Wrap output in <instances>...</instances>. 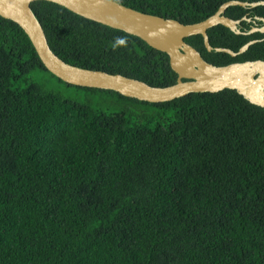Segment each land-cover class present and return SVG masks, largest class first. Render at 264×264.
<instances>
[{
    "label": "trees",
    "instance_id": "1",
    "mask_svg": "<svg viewBox=\"0 0 264 264\" xmlns=\"http://www.w3.org/2000/svg\"><path fill=\"white\" fill-rule=\"evenodd\" d=\"M115 1L189 24L229 0ZM32 8L67 63L177 82L138 36L51 1ZM225 15L251 18L248 31L264 5ZM208 34L234 51L259 40L233 57L186 38L212 64L264 60V33ZM0 264H264V107L233 89L154 103L69 84L0 16Z\"/></svg>",
    "mask_w": 264,
    "mask_h": 264
},
{
    "label": "water",
    "instance_id": "2",
    "mask_svg": "<svg viewBox=\"0 0 264 264\" xmlns=\"http://www.w3.org/2000/svg\"><path fill=\"white\" fill-rule=\"evenodd\" d=\"M37 0H0V16L16 22L30 38L45 67L64 80L77 86L109 89L120 94L147 102H165L193 92H219L233 89L252 104L264 107V60L232 62L215 65L208 62L186 38L202 35L208 51L225 52L233 57L245 53L259 40H251L238 51L225 47H214L210 43L208 30L224 25L236 34L264 33V17H255L263 22L249 31H242V20L225 15L230 6L257 7L264 0L246 2L229 0L216 13L206 19L184 24L173 18L145 13L123 5L115 0H47L85 18L121 29L138 36L151 47L169 56L171 68L177 73V82L169 86H153L149 83L119 73H109L72 65L61 59L51 48L43 25L37 18L32 3Z\"/></svg>",
    "mask_w": 264,
    "mask_h": 264
},
{
    "label": "flooded vegetation",
    "instance_id": "3",
    "mask_svg": "<svg viewBox=\"0 0 264 264\" xmlns=\"http://www.w3.org/2000/svg\"><path fill=\"white\" fill-rule=\"evenodd\" d=\"M243 21V20H242ZM241 21V22H242ZM252 21V20H251ZM241 24V23H240ZM240 24H239V28H240ZM263 25V24H262ZM255 26H258V25H255ZM254 27V26H253ZM259 27V26H258ZM240 29H242V28H240ZM249 31V30H248ZM254 40H258V39H254ZM251 41V40H250ZM217 47V46H216ZM178 79V78H177Z\"/></svg>",
    "mask_w": 264,
    "mask_h": 264
},
{
    "label": "clouds",
    "instance_id": "4",
    "mask_svg": "<svg viewBox=\"0 0 264 264\" xmlns=\"http://www.w3.org/2000/svg\"><path fill=\"white\" fill-rule=\"evenodd\" d=\"M119 43L123 44L124 43V40L123 39H120L119 40Z\"/></svg>",
    "mask_w": 264,
    "mask_h": 264
}]
</instances>
